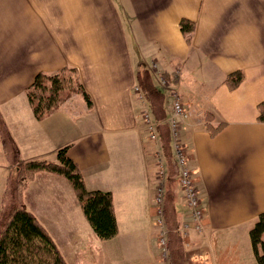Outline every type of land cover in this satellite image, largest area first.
<instances>
[{
  "label": "crops",
  "instance_id": "crops-1",
  "mask_svg": "<svg viewBox=\"0 0 264 264\" xmlns=\"http://www.w3.org/2000/svg\"><path fill=\"white\" fill-rule=\"evenodd\" d=\"M183 18L196 24L191 45L180 30ZM147 56L192 112L182 141L196 173L205 231L184 239L190 261L258 264L250 230L264 213V0H0V113L20 159L54 161L68 146L87 189L112 193L118 234L99 239L70 183L46 171L28 183L27 209L67 264H87L92 256L94 264H106L103 248L112 241L121 256L114 262L122 264L139 253L140 235L146 236V264H168L157 228L152 241L150 218L152 206L156 212V152L164 143L147 138V102L135 90L138 72L151 66ZM63 68L77 70L93 107L74 95L38 119L26 89L39 72ZM236 70L244 80L230 90L225 77ZM161 89L170 114V90ZM208 109L215 125L225 123L215 136L205 128ZM11 168L0 136V201ZM172 190L169 220L178 233L190 209L177 181Z\"/></svg>",
  "mask_w": 264,
  "mask_h": 264
},
{
  "label": "trees",
  "instance_id": "trees-1",
  "mask_svg": "<svg viewBox=\"0 0 264 264\" xmlns=\"http://www.w3.org/2000/svg\"><path fill=\"white\" fill-rule=\"evenodd\" d=\"M180 30L188 45L192 44L196 24L183 18ZM244 80V72L236 70L226 75L225 83L230 90L236 89ZM137 83L140 92L150 107L151 114L158 122L159 139L164 143L163 155L167 165L168 180L165 204V219L169 237V264H184L182 257L184 238L180 232H172L169 212L173 201L172 186L177 181L178 167L171 141L170 129L166 121L165 92L154 82L150 69L138 72ZM32 110L38 119L62 108L74 95L84 99L88 110L93 102L84 89L77 70L63 68L52 74L39 72L32 84L26 89ZM259 120L264 122V102L259 105ZM205 128L212 136L218 134L225 123L215 125V113L205 111ZM0 136L4 154L10 166L0 201V264H67L57 244L40 223L38 218L27 209L23 195L28 183L40 171H46L65 178L72 186L83 213L90 223L94 234L101 240H109L118 234L114 212L113 196L110 191L89 190L78 164L68 156V146L56 151V160L46 158L22 161L19 149L10 135L0 113ZM173 204V203H172ZM252 247L258 264H264V213H261L250 230Z\"/></svg>",
  "mask_w": 264,
  "mask_h": 264
},
{
  "label": "built area",
  "instance_id": "built-area-1",
  "mask_svg": "<svg viewBox=\"0 0 264 264\" xmlns=\"http://www.w3.org/2000/svg\"><path fill=\"white\" fill-rule=\"evenodd\" d=\"M156 68V64L153 65V69ZM159 83L162 87H168V81L165 77H159ZM140 92L139 88H136ZM141 98L144 96L141 94ZM173 105L172 112L167 123L170 129L171 141L175 152V158L177 167L179 170V184L183 190L184 198L187 206L191 210V222L185 223L182 227V233L187 235L189 230H194L197 233H202L205 230L203 223V207L202 198L195 185L194 174L195 171L190 167L188 163V150L181 140V128L183 124L192 116L191 110L187 109L177 91H172ZM143 122L148 137L152 141H157L159 136L157 132V122L153 119L149 109L143 111ZM157 167L159 182L156 187L155 201H156V213H157V226L160 232V243L166 247L167 229L164 218V199H165V177L167 174L166 166L162 155L157 154Z\"/></svg>",
  "mask_w": 264,
  "mask_h": 264
},
{
  "label": "rangeland",
  "instance_id": "rangeland-1",
  "mask_svg": "<svg viewBox=\"0 0 264 264\" xmlns=\"http://www.w3.org/2000/svg\"><path fill=\"white\" fill-rule=\"evenodd\" d=\"M151 61H152V57L150 58V57L147 56L146 57V63L148 65H151ZM156 74L159 75V77L162 76V74L159 73L158 67H157V73ZM178 74H179V69H176V71L174 73V78L177 77ZM152 76H153L154 82L157 83V85L159 86V84L157 82V78L154 75H152ZM169 87H170V85H169ZM51 159L56 160L55 157L51 158ZM155 217H156V212H154V207L152 206L151 214H150L151 222L153 220V224H154V232H153V236H152V241L156 240L155 237H156V228L157 227L155 225L156 224L155 223V220H156ZM140 223H143V225L145 227L150 226V223L147 220H144V221L142 220V221H140ZM139 238H141V241H142L139 253L137 255L136 254L133 255L132 257H130L127 260L124 259L122 264H146L148 262L149 256H148L147 247H146L147 246L146 236L145 235H140ZM240 238L243 239V237H240ZM155 248L157 249V245L156 244H155ZM183 248H184L183 249V253H181V254H182V257L185 260L184 264H192V262L189 259V254L193 253V252H191L186 245H183ZM169 249H170L169 248V237H167V245H166V252L164 253V258L168 261V264H169V258H170ZM118 250H119V246H118V243H115V241H112V243H110L109 245H106L103 248L104 257L107 258L105 260L106 264H117V263L114 262V260L121 258ZM137 251H138V249H137ZM96 259H98L96 256H92L91 258H89L87 264H94Z\"/></svg>",
  "mask_w": 264,
  "mask_h": 264
}]
</instances>
